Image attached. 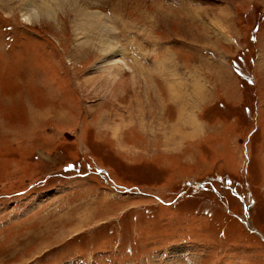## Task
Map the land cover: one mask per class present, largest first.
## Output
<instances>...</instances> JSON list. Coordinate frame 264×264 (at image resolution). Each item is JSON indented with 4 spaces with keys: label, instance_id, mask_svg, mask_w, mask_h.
<instances>
[{
    "label": "rangeland",
    "instance_id": "1",
    "mask_svg": "<svg viewBox=\"0 0 264 264\" xmlns=\"http://www.w3.org/2000/svg\"><path fill=\"white\" fill-rule=\"evenodd\" d=\"M0 264H264V0H0Z\"/></svg>",
    "mask_w": 264,
    "mask_h": 264
},
{
    "label": "bare ground",
    "instance_id": "2",
    "mask_svg": "<svg viewBox=\"0 0 264 264\" xmlns=\"http://www.w3.org/2000/svg\"><path fill=\"white\" fill-rule=\"evenodd\" d=\"M53 12H54V8H51L50 6H45L44 9L41 10L40 13L44 14V16H50V17H51V15H52ZM91 17H93L94 19H95V18H96V19L99 18L98 15L91 16ZM101 19H102V18H101ZM97 21H99L100 25L103 24V19L100 20V18H99V20H97ZM91 22L94 23V25H97L94 21H91ZM115 50H116V49H115ZM116 62H119V59H116V57H114V58L110 61L109 65H110V66H113V65L116 64Z\"/></svg>",
    "mask_w": 264,
    "mask_h": 264
}]
</instances>
